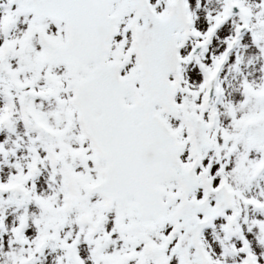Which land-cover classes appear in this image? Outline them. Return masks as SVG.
<instances>
[{
    "label": "snow or ice",
    "instance_id": "obj_1",
    "mask_svg": "<svg viewBox=\"0 0 264 264\" xmlns=\"http://www.w3.org/2000/svg\"><path fill=\"white\" fill-rule=\"evenodd\" d=\"M0 264H264V0H0Z\"/></svg>",
    "mask_w": 264,
    "mask_h": 264
}]
</instances>
